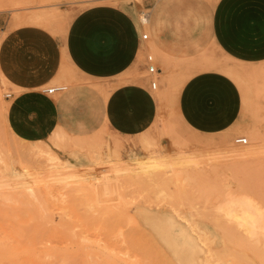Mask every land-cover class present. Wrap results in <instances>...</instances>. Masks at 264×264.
<instances>
[{
  "label": "rangeland",
  "instance_id": "obj_1",
  "mask_svg": "<svg viewBox=\"0 0 264 264\" xmlns=\"http://www.w3.org/2000/svg\"><path fill=\"white\" fill-rule=\"evenodd\" d=\"M19 1L0 11V183L6 184H0V264H25L21 235L37 225L45 264H264V236L247 237L224 212L250 207L245 215L264 217V0H210L217 12L214 40L189 58L164 51L170 69L151 50L152 39H143L149 33L143 0ZM32 11L42 12L38 22L25 18ZM108 38L127 45H108ZM25 55L51 75L47 82L26 88L9 76ZM148 55L163 73H148ZM207 76L223 78L226 86L198 93L209 101L199 111L206 124L195 126L184 120L193 115L182 110L181 93ZM130 84L148 87L159 102L148 132L123 141L108 122L76 121L106 120L110 101ZM57 85L66 89L45 92ZM43 95L59 107V118L55 111L47 115L44 135L12 110L26 104L32 114ZM238 137L248 142L239 144ZM187 158L197 162L182 164ZM5 193L11 201H3ZM243 194L255 199L240 203ZM154 225L167 227V239ZM10 249L17 255L6 257Z\"/></svg>",
  "mask_w": 264,
  "mask_h": 264
},
{
  "label": "crops",
  "instance_id": "obj_2",
  "mask_svg": "<svg viewBox=\"0 0 264 264\" xmlns=\"http://www.w3.org/2000/svg\"><path fill=\"white\" fill-rule=\"evenodd\" d=\"M139 7L150 10L149 39H152L160 49L176 57L189 58L198 55L211 44L217 33L216 7L210 0H143ZM106 40L109 41L108 45H127L122 38ZM2 64L6 69H13L8 60L2 59ZM20 64V70L17 68L7 70V72L26 88L43 84L51 78L50 74L43 72L41 66L38 70L36 69L29 55H25ZM158 69L159 72L162 71V68L158 67ZM14 73H17L20 79L16 78L14 75L17 74ZM186 85L181 93V108L183 111H191L193 116L184 118V120L195 126L205 125L206 121L201 119L199 111L208 109L207 106H201V103L205 104L206 99L208 102L209 96L205 94L206 98L203 95L199 100L198 93L217 91V88L226 86V82L223 78L207 76L193 79ZM45 99L43 95L42 100ZM18 104L12 106L13 116H17L21 121L27 122L28 120L33 130L43 135L49 125L47 115L52 116L55 111L54 116L59 118V113L56 111L59 107L52 105L48 100L40 103L41 107H38L32 114L30 110L25 109L28 108L25 107L26 104L22 111ZM158 104V100L148 87L130 84L122 87L110 101L106 120L92 117L79 119L77 116L76 121H84L83 124L90 127L99 126L103 121L108 122L106 124L112 131L117 132L123 141L129 140L132 137H140L151 129L156 121L155 114Z\"/></svg>",
  "mask_w": 264,
  "mask_h": 264
},
{
  "label": "bare ground",
  "instance_id": "obj_3",
  "mask_svg": "<svg viewBox=\"0 0 264 264\" xmlns=\"http://www.w3.org/2000/svg\"><path fill=\"white\" fill-rule=\"evenodd\" d=\"M20 4V1L19 0H0V11H3V10H7V9H10V8H12V7H17L18 5ZM40 14H42V12L41 11H32V12H30L29 14H27L26 16H25V18L26 17H29V18H31V21H34V22H38V19H39V17H40ZM14 17L16 18V19H19V20H21V18L22 17H24V16H22V15H20V14H16V15H14ZM149 45H150V48H151V50L153 51V52H159V53H161L163 56H162V60L164 61V64H165V66L167 67V69H170V68H172L171 67V65H170V61H169V58H168V55H166L165 54V52L162 50V49H160L156 44H155V42L153 41V40H151L150 42H149ZM198 57V56H197ZM161 69V68H160ZM171 73H172V71H170ZM159 73H163L162 71L161 72H159ZM172 75V74H171ZM168 77V76H167ZM166 77V78H167ZM172 80V79H171ZM166 81H167V79H166ZM182 157V156H181ZM215 159V158H214ZM260 160V159H259ZM195 162H197L195 159H193V158H187V159H185V160H183V161H181V163L182 164H186V165H188V166H190V165H193V164H195ZM243 165V164H242ZM256 164H254L253 166H255ZM258 165H259V163H258ZM258 165H256V166H258ZM244 166H245V164H244ZM260 166H261V163H260ZM253 168V167H252ZM259 169V168H258ZM260 169H261V167H260ZM248 170V169H247ZM253 170H257V169H253ZM252 170V171H253ZM249 171H251V170H249ZM260 172V171H259ZM264 172V171H263ZM254 174V173H253ZM2 175H4V174H2ZM249 175H250V173H249ZM259 175V174H258ZM256 176H257V174H256ZM7 177V176H6ZM5 177V178H6ZM8 178H10V177H7L6 179H8ZM262 178H264L263 176H262ZM1 180H4L5 181V179H1ZM1 182V181H0ZM10 181H8V182H6V183H9ZM263 182V181H262ZM255 183H257V182H255ZM0 184H3V183H0ZM3 185H6V184H3ZM8 185V184H7ZM1 186V185H0ZM254 186V185H253ZM242 188V187H241ZM249 188V187H248ZM253 192V191H252ZM6 194L7 193H5V197L3 196V198H5L3 201H6V200H8L7 202H9V200H10V193H9V195L8 196H6ZM258 194V193H257ZM244 195V194H243ZM242 195V197L241 198H238V201L240 202V203H243V202H246L247 200H250V201H253V199H255L254 197H252L251 195H248V194H245L244 196ZM255 196V195H254ZM8 197H9V199H8ZM260 198V197H259ZM16 199H18V196H17V198ZM13 200V199H12ZM19 200V199H18ZM11 201V200H10ZM17 201V200H16ZM15 201V202H16ZM27 201H29V200H27ZM27 201H25V202H27ZM261 201V200H260ZM24 202V203H25ZM12 203V202H11ZM37 203V202H36ZM0 204H2V203H0ZM28 204V203H27ZM39 204V203H38ZM26 205V204H25ZM24 205V206H25ZM29 205H30V203H29ZM4 208H5V206H7L5 203H4ZM38 206H40V208L42 209L43 207L45 208V206H47V205H45V206H42L41 204H39ZM42 206V207H41ZM7 207H9V206H7ZM29 209H30V207H28ZM8 208H6V210H7ZM32 209V208H31ZM46 209H48V208H45V210ZM52 209V208H51ZM1 210H3V209H1ZM8 210H10V209H8ZM26 210H27V208H26ZM43 210V209H42ZM44 210V211H45ZM241 209H240V207L238 206V208H235V210L233 209L232 211H229V209H228V207H226V209L224 210V212H226L227 214H230V216L232 217V216H234V217H232L231 219H233L234 220V222L237 224V227H239L240 229H242L243 230V232L245 233V235L247 236V237H249V238H252V239H256L255 241H257V239H259V238H261V237H263L264 236V217H261V216H247V215H245V213L244 212H246V214H247V212L249 211V214H250V212H251V210H250V207H244V211L243 212H241L240 211ZM4 212H5V210H3ZM11 211V210H10ZM19 211V210H18ZM21 211V210H20ZM22 211H23V208H22ZM25 211V210H24ZM30 211V210H29ZM47 211V210H46ZM46 211L45 212H43V214L45 213L46 214ZM222 211V210H221ZM241 213H240V212ZM7 212V211H6ZM9 212V211H8ZM31 212H33L32 210H31ZM1 213H3V212H1ZM10 213V212H9ZM9 213H8V216H9ZM25 213H26V211H25ZM30 213V212H29ZM243 213V214H242ZM4 214V213H3ZM2 214V215H3ZM19 214H21V213H19ZM32 214V213H31ZM45 214H44V216H45ZM223 214V213H222ZM236 215V216H235ZM3 216H5V215H3ZM29 216V215H28ZM43 216V215H42ZM43 216V217H44ZM52 216V215H51ZM10 217V216H9ZM12 217V216H11ZM15 217V216H14ZM25 217V216H24ZM36 217V216H35ZM46 217V216H45ZM28 218V217H27ZM12 219H14V218H12ZM12 219H10L11 221H12ZM22 219V218H21ZM24 219H26V218H24ZM45 219V218H44ZM48 219H50V217L48 218ZM5 220V219H4ZM9 220V219H8ZM18 220H20V219H17V221ZM23 220V219H22ZM21 220V222L23 223V221ZM28 219H26V221H27ZM34 220H35V218H34ZM221 220V219H220ZM10 221V222H11ZM25 221V222H26ZM29 221V220H28ZM36 222H39V221H37V220H35ZM15 222V221H14ZM11 223H13V221L11 222ZM31 224H32V222H30ZM29 224V223H28ZM31 224H29V225H26V226H24L25 228H27V226H29V229L31 228ZM85 224V223H84ZM220 224H222V222H220ZM7 225H8V223H7ZM42 225H44V224H42ZM46 225V224H45ZM162 225V224H161ZM14 226V225H13ZM19 226V225H18ZM36 226V225H35ZM6 227V226H5ZM42 227V226H41ZM154 227L155 228H158L159 230H160V235H161V237H164V238H166L167 239V237H168V234L169 233H166L165 231L166 230H168L167 229V227L166 226H164V227H162V226H157V225H154ZM191 227V226H190ZM194 227V226H193ZM236 227V226H235ZM77 228V227H76ZM192 228V227H191ZM3 229V228H2ZM8 229H9V226H8ZM16 229V228H15ZM19 229V228H18ZM34 229V228H33ZM239 229V230H240ZM20 230V229H19ZM24 230V229H23ZM32 229H30V231H31ZM40 229H39V225H37L36 226V228H35V230L31 233V235H29L28 237H24V235H21V236H23V240L26 238V243H25V250H24V253H25V264H45V261H44V255H43V240H42V237L43 236H41V235H44V234H41V232L39 231ZM67 230V229H66ZM65 230V231H66ZM234 230H236V228L234 229ZM10 231V230H9ZM29 231V230H28ZM29 231V232H30ZM73 231V230H72ZM12 232V231H11ZM18 232V238L20 237V231H17ZM20 232V233H19ZM24 232H25V230H24ZM29 232H27V233H29ZM51 232V231H50ZM76 232V231H75ZM235 232V231H234ZM44 233V232H43ZM57 233H59V232H57ZM78 233V232H77ZM84 234V233H83ZM83 234H80L79 233V235H83ZM2 235V233H0V236ZM7 235V234H6ZM74 235V234H73ZM72 235V236H73ZM86 235V234H85ZM133 235V234H132ZM5 236V235H4ZM62 236V235H61ZM78 236V235H77ZM198 236V235H197ZM229 235H227V237H228ZM231 236V235H230ZM3 237V236H2ZM84 237H86V236H84L83 235V239H88V237H86V238H84ZM107 237V236H106ZM109 237V236H108ZM114 237V236H113ZM145 237H146V235H145ZM1 238V237H0ZM5 238H6V236H5ZM7 238H9V237H7ZM77 238V237H76ZM82 238V237H81ZM94 238V237H93ZM136 238V237H135ZM232 238V237H231ZM230 238V239H231ZM20 239V238H19ZM82 239V240H83ZM100 239V238H99ZM123 239V238H122ZM202 239V238H201ZM236 239V238H235ZM240 239H244V238H240ZM9 240H10V238H9ZM12 240V239H11ZM101 240V239H100ZM116 240V239H115ZM143 240V239H142ZM198 240H199V238H198ZM22 241V240H21ZM57 241V240H56ZM87 241H91V240H87ZM94 241V240H93ZM3 243H5V240L4 241H2ZM11 242V241H10ZM12 242H14V240L12 241ZM80 242V241H79ZM95 242H96V240H95ZM144 242V241H143ZM204 242V241H203ZM22 243V242H21ZM56 243V242H55ZM66 243V242H65ZM99 243V242H98ZM122 243V242H121ZM174 247H177V242H176V240L174 241H171L170 242ZM257 243H259V241L257 242ZM6 244V243H5ZM17 244V243H16ZM62 244H64V243H62ZM90 244H91V242H90ZM111 244V243H110ZM131 244V243H130ZM139 244V243H138ZM196 244V243H195ZM212 244V243H211ZM256 244V243H255ZM254 243H253V245H255ZM20 245V244H19ZM48 245V244H47ZM46 245V246H47ZM52 245V244H51ZM87 245V244H86ZM96 245V244H95ZM134 245V244H133ZM1 246H2V244H1ZM0 246V247H1ZM9 246H11V245H9ZM54 246V245H53ZM66 246V245H65ZM81 246H83V245H81ZM90 246V245H89ZM111 246V245H110ZM115 246H117V245H115ZM140 246V245H139ZM149 246V245H148ZM236 246V245H235ZM240 246H241V244H240ZM239 246V248H241ZM4 247H7L6 245H4ZM12 247V246H11ZM10 247V248H11ZM21 247V246H20ZM87 247V246H86ZM187 247V246H186ZM185 247V248H186ZM263 247V246H262ZM65 248V247H64ZM83 248H85V246L83 247ZM88 248V247H87ZM108 248V247H107ZM143 248V247H142ZM184 248V247H183ZM2 249H3V247H2ZM70 249V248H69ZM90 249V248H89ZM92 249V248H91ZM94 249V248H93ZM119 249V248H118ZM131 249V248H130ZM148 248H146V250H147ZM241 249H243V247L241 248ZM248 249V248H247ZM98 250V249H97ZM96 250V251H97ZM160 250H162V249H160ZM209 250V249H208ZM244 250V249H243ZM0 251H1V249H0ZM5 250H2V253L4 252ZM248 251V250H247ZM249 251H251V248H250V250ZM7 252V251H6ZM5 252V255H6V257L8 256L9 257V255L8 254H14V252L13 253H11V249H10V253H6ZM52 252V251H51ZM111 252V251H110ZM112 252H113V250H112ZM138 252V251H137ZM23 253V252H22ZM100 253H101V251H100ZM103 253V252H102ZM210 252H208V254H209ZM218 253V252H217ZM217 253H215V254H217ZM230 252H228V254H229ZM255 253V252H254ZM19 254V253H18ZM132 254V253H131ZM142 254V253H141ZM166 254V253H165ZM188 254L189 253H187V257H188ZM207 254V255H208ZM237 254V253H236ZM14 255H17V253H15ZM22 255H24V254H21V256ZM103 255H105V254H103ZM102 255V256H103ZM119 255H121V254H119ZM126 255V254H125ZM160 255V254H159ZM181 255V254H180ZM184 256H185V254H183ZM189 255H191V254H189ZM18 256H20V255H18ZM65 256V255H64ZM123 256V255H122ZM182 256V255H181ZM183 256V257H184ZM218 256H220V255H218ZM233 256V255H232ZM245 256H246V253H245ZM244 256V258L245 259H247L246 257ZM12 257V256H11ZM17 257V256H16ZM89 257V256H88ZM124 257V256H123ZM186 257V258H187ZM227 257V256H226ZM241 257V256H240ZM264 257V256H263ZM262 257V258H263ZM56 259H57V257H55ZM76 258V257H75ZM235 258V257H234ZM233 258V259H234ZM16 259V258H15ZM159 259V258H158ZM168 259V258H167ZM182 259H184V258H182ZM193 259V258H192ZM220 259V258H219ZM242 258H240V260H241ZM14 260V259H13ZM46 260V259H45ZM69 260V259H68ZM75 260H77V258L75 259ZM75 260H73V261H75ZM99 260V259H98ZM169 260V259H168ZM181 260V259H180ZM184 260H187V259H184ZM184 260L182 261L183 262V264H184ZM222 260V259H221ZM240 260H238V262L240 261ZM247 260H249V258L247 259ZM19 261V260H18ZM61 261V260H60ZM217 261V260H216ZM219 261V260H218ZM236 261H237V258H236ZM244 261V260H243ZM246 261V260H245ZM0 262H1V259H0ZM2 262H4V260L2 261ZM49 262V261H48ZM54 262V261H53ZM56 262V261H55ZM77 262V261H76ZM90 262V261H89ZM96 262V261H95ZM109 262V261H108ZM145 262V261H144ZM165 262V261H164ZM186 262H188V261H186ZM246 262H248V261H246ZM249 262H251V261H249ZM262 262V261H261ZM65 263V262H64ZM67 263V262H66ZM73 262L71 261V262H69V264H72ZM118 263V262H117ZM133 263V262H132ZM131 263V264H132ZM223 263V262H222ZM226 263H228V262H226ZM260 263V262H259ZM6 264V263H5ZM9 264V263H8ZM49 264H53L52 263V261H50L49 262ZM57 264V263H56ZM68 264V263H67ZM73 264H76L75 262L73 263ZM79 264V263H78ZM139 264V263H138ZM171 264V263H170ZM188 264V263H187ZM229 264H231V263H229ZM238 264H240V263H238ZM250 264H252V263H250ZM254 264V263H253Z\"/></svg>",
  "mask_w": 264,
  "mask_h": 264
},
{
  "label": "built area",
  "instance_id": "obj_4",
  "mask_svg": "<svg viewBox=\"0 0 264 264\" xmlns=\"http://www.w3.org/2000/svg\"><path fill=\"white\" fill-rule=\"evenodd\" d=\"M141 14H142V20L145 21V22H149L150 10L144 8L141 11ZM149 36H150L149 33H144L143 34V39H149ZM147 60L149 62L148 69H147L148 73L150 75H154L155 73H159V69L156 66V64L154 63L153 55H148ZM151 87L156 89V87H157V81L156 80L153 79L151 81ZM65 89H66V86H54V87L46 88L45 92H47L49 94H52V93H55L57 91H62V90H65ZM9 96H10V94H9ZM235 141L237 143H239V144H246L248 142V139L246 137H238V138L235 139Z\"/></svg>",
  "mask_w": 264,
  "mask_h": 264
}]
</instances>
